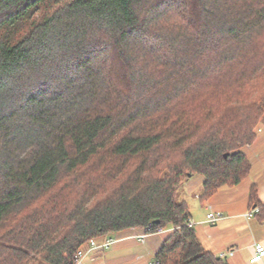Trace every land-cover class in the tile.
<instances>
[{"label": "trees", "instance_id": "16d2710c", "mask_svg": "<svg viewBox=\"0 0 264 264\" xmlns=\"http://www.w3.org/2000/svg\"><path fill=\"white\" fill-rule=\"evenodd\" d=\"M263 117L264 0H0V264L166 226L158 264H227L178 191L246 179Z\"/></svg>", "mask_w": 264, "mask_h": 264}, {"label": "crops", "instance_id": "0c3cea01", "mask_svg": "<svg viewBox=\"0 0 264 264\" xmlns=\"http://www.w3.org/2000/svg\"><path fill=\"white\" fill-rule=\"evenodd\" d=\"M247 148L249 157L254 155L257 159L255 164L257 176L255 179L249 172L246 179L240 184L235 187L220 188L205 202L199 200L203 178L198 179L193 184V177H191L183 184L184 191L189 189L187 193H183L181 201H184L189 208V223L194 229L198 241L206 251L215 257L220 253L232 251V256L224 258L227 264H249V259L253 254V246L260 244L264 247V221L256 216L248 220L244 217L252 209L249 200L252 187H257V199L260 205L264 206V123L259 127L254 142ZM195 189H198L199 193L195 194L194 198H190L193 197ZM219 192H224L222 197H217ZM207 202L209 204L203 206V203ZM207 207H210L214 212L222 213L224 216L215 225H210L211 227H207L209 224L205 223L204 216L199 218L197 215V211L200 209L207 213ZM205 227L206 229H204ZM168 229L170 232L173 228L170 226ZM143 234L142 230L113 234L107 237L115 241L113 244L106 249H95L87 252L79 264H123L125 262L129 264H151L155 261V255L166 237H162L164 234L152 233L147 234L141 242L137 237ZM257 264H264V259Z\"/></svg>", "mask_w": 264, "mask_h": 264}, {"label": "built area", "instance_id": "2783aa9c", "mask_svg": "<svg viewBox=\"0 0 264 264\" xmlns=\"http://www.w3.org/2000/svg\"><path fill=\"white\" fill-rule=\"evenodd\" d=\"M207 213L205 215V223L209 225H215L218 221L222 220L224 218L223 214L220 212H214L211 210L210 207L206 208ZM258 212V208H252L250 209L245 215V219H250L255 217V215ZM165 231L163 229H157L154 234H163ZM147 236V234L139 235L137 238L143 242L144 238ZM115 241L113 239L106 238L102 240L101 242H98L96 240H90L87 246L80 249L77 254L75 255V264H79L81 259L84 257V255L95 249H106L111 244H113ZM233 252L230 251L228 253H220L217 257L219 258H225L226 256H232ZM264 259V247L260 244H255L253 246V254L251 258L249 259V264H257L261 262ZM153 264H158V262L155 260Z\"/></svg>", "mask_w": 264, "mask_h": 264}, {"label": "rangeland", "instance_id": "374dc122", "mask_svg": "<svg viewBox=\"0 0 264 264\" xmlns=\"http://www.w3.org/2000/svg\"><path fill=\"white\" fill-rule=\"evenodd\" d=\"M264 123V117H263V119H262V123L261 124H263ZM261 126V125H260ZM248 148L247 147H245L244 148V153L246 154V158H247V160H248V162H249V164H250V166H251V171H250V174L252 175V177H253V179H255L256 178V176H257V173H256V163H257V159H256V157H254V155H250V157H249V155L247 154L248 153V150H247ZM201 178H203L202 176H200V175H195V176H193V181H192V183L193 184H195L196 183V181H198V179H201ZM192 185V184H191ZM255 188V191H256V195H257V187L255 186L254 187ZM184 189H185V187L182 185L181 186V188L179 189V191H178V201H181L182 200V195H183V193L184 192H186L187 193V191H188V189L189 188H187L186 189V191H184ZM198 189H195V191H193V197H190V198H194V196H195V194H197V193H199V190L197 191ZM226 191H231V190H226ZM220 193V194H219ZM217 195V197H222L223 196V193L224 192H219ZM189 200V199H188ZM190 204V203H189ZM209 203L207 202V203H203V206L204 205H208ZM197 215H198V217L199 218H202L203 216H204V218H205V215H206V213H205V211H203L202 212V210L200 209L199 211H197ZM170 227V226H169ZM168 226H166L165 228H163V230L165 231L162 235V237L163 238H165V237H167L168 236V233H169V228ZM207 227H211L210 225L209 226H207ZM204 229H206V227L204 228ZM110 239V238H109ZM154 263V261L151 263V264H153ZM38 264H46L45 262H43V261H40ZM123 264H129V263H123Z\"/></svg>", "mask_w": 264, "mask_h": 264}, {"label": "water", "instance_id": "95a60500", "mask_svg": "<svg viewBox=\"0 0 264 264\" xmlns=\"http://www.w3.org/2000/svg\"><path fill=\"white\" fill-rule=\"evenodd\" d=\"M158 222H155V224H157Z\"/></svg>", "mask_w": 264, "mask_h": 264}]
</instances>
